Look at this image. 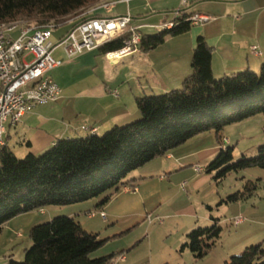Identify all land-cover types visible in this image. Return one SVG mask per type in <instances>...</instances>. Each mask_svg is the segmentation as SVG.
I'll return each mask as SVG.
<instances>
[{
  "label": "trees",
  "instance_id": "16d2710c",
  "mask_svg": "<svg viewBox=\"0 0 264 264\" xmlns=\"http://www.w3.org/2000/svg\"><path fill=\"white\" fill-rule=\"evenodd\" d=\"M107 0H0V24L20 20L34 26L70 25V29L97 17H85ZM192 13L178 12L170 28L155 34L141 33L138 50L149 52L165 43L166 37L189 32ZM76 19V20H75ZM75 20V21H74ZM29 23L27 25H29ZM69 29V30H70ZM68 30V31H69ZM129 34L125 33L101 46L99 55L120 50ZM191 73L179 89L161 95L136 97L140 118L123 126L115 125L102 135L58 139L39 155L22 159L6 146L0 147V233L18 215L47 206H69L97 199L105 192L127 185V176L152 160L165 156L189 139L213 131L220 147L202 170L215 173L214 181L248 168L264 169V145L252 158L232 161V147L223 145L220 135L229 125L257 115L264 117V63L258 73L244 70L215 78L211 69V49L203 36L196 38L190 61ZM257 189L246 181L242 190L228 195L225 203L244 201ZM105 197L97 204L107 203ZM211 210L210 207H208ZM92 215V213L90 214ZM211 225L195 227L186 234L179 252L187 250L195 261L203 259L216 246L221 228L210 216ZM31 245L23 260L9 264H110L117 254L92 258L104 240L98 239L72 217L59 216L29 230ZM224 264H264L263 242L246 247L230 256Z\"/></svg>",
  "mask_w": 264,
  "mask_h": 264
},
{
  "label": "rangeland",
  "instance_id": "374dc122",
  "mask_svg": "<svg viewBox=\"0 0 264 264\" xmlns=\"http://www.w3.org/2000/svg\"><path fill=\"white\" fill-rule=\"evenodd\" d=\"M198 6V12L207 7L205 3ZM174 10L168 9L167 14L140 20L141 23L158 25L152 29L146 27L142 31L147 34L159 32L161 29L158 27L162 25V20L166 19L165 22L172 20ZM17 22L26 25L29 23L25 20ZM29 25L34 26L31 23ZM69 29L70 25L65 24L51 31V40L58 41ZM183 36L186 35L183 34ZM177 37H166L165 45L149 51L145 59L142 55L139 57V54H136L138 50L133 53L134 55L122 58L117 65L114 64L115 66L110 64L104 55L95 57L91 53V59H88V66L85 69L78 65V60L74 63L70 62L71 60L67 59L60 48L54 55H60L63 64L54 72L49 73V76L59 84L62 92V100L58 102V105L69 111H75L78 106H83L80 104L83 102L81 98L70 97V95H75L86 85L91 86L95 79H102L103 75H106L105 72H108L110 78L107 88L111 93L117 94V97L110 93L107 94L105 103L108 109L104 111L120 104L126 108L129 118L119 123V126L137 121L140 114L135 98L164 94L165 91L163 92L159 87L168 81L165 68L178 67L177 59H174L175 55H178L176 49L179 48L176 46ZM169 58L175 63L172 64ZM30 59L31 57L27 58L28 61ZM181 65L182 62L180 67ZM189 66L190 61L187 64V67ZM98 135H102L101 132ZM220 135L228 140V144L224 147L233 148L232 161L242 156L255 157L257 149L264 145V117L257 115L226 126ZM220 147L223 148L213 131L200 134L169 151L165 156L156 158L129 174L127 179L135 176L138 180L135 186L139 191L135 195L125 193L120 187L117 191L111 189L99 196L97 204L105 197L109 198L107 203L100 207H96L95 203L90 201L78 203L80 206L84 204L81 210L77 204L60 207L47 206L41 210L18 215L2 227L0 264H9L10 260L16 262L23 260L24 250L31 245L29 239L31 227L45 223L54 217H69V213L79 214L75 218L76 221L80 219L83 229L96 234L98 239L104 240L103 246L93 252L90 257L122 253L123 261H116L114 256L110 264H224L230 256L240 253L246 247L263 242L264 248V169L252 167L232 172L220 181H214L212 178L215 175L214 172L207 177L208 175L203 170L199 173L195 171L197 165L202 168L206 167L216 156ZM197 151H205L206 157L201 160L199 158L202 156L199 157V155L188 156ZM168 154L173 157L184 156L185 158L181 161L183 167L179 172H173L176 176L171 180L165 178L164 183H159L160 164L163 168L170 166L169 163L171 167H174V160L168 161L166 158ZM16 157L23 158L17 154ZM168 173L167 171L166 174ZM143 174L153 177L142 184L138 177ZM164 175L162 173V176ZM246 181L257 185L255 192L244 201L225 203L226 197L242 190ZM189 206H191L190 209L193 208L196 211L197 220L196 218L189 219L186 212L178 214ZM100 212L104 213V219L100 216ZM147 215L151 217L150 223L146 219ZM210 216L218 220L221 228L216 246L199 261H195L187 250L179 252L180 246L186 241V237L178 241L183 227L188 225L186 221L195 222L193 228L206 227L211 225ZM238 217H242L243 222L235 226L233 220Z\"/></svg>",
  "mask_w": 264,
  "mask_h": 264
},
{
  "label": "crops",
  "instance_id": "0c3cea01",
  "mask_svg": "<svg viewBox=\"0 0 264 264\" xmlns=\"http://www.w3.org/2000/svg\"><path fill=\"white\" fill-rule=\"evenodd\" d=\"M182 3H184V5H182ZM201 3H205L207 7L203 8L201 12H198V5ZM168 9H176L173 11V19L178 16L180 10L185 9L187 13L206 16L208 20L202 24L192 25L193 29L191 28L189 32H187L188 34H184L186 36L182 35L179 38L177 37L176 46L179 48L176 49L178 55H175L176 57H174V59H177L176 64H178V67L165 68L166 80L168 81L161 84V87H159L163 92L180 87L183 79L191 73V67H187V64L191 61L195 41L199 35L204 37L207 45L211 49V69L215 78L230 76L244 70L257 73L260 66L264 63V0H132L128 5L117 3L109 10H103L99 7L93 10L91 9L85 13V17H115L123 16L128 13L132 18L131 25L143 26L141 32L145 33L142 30L146 27L152 29L156 28L158 25L153 23H141L140 20L149 17L151 19V17L159 14H167L169 13V11H167ZM158 10L160 11L158 12ZM172 20L165 22L166 19H164L161 24L170 23ZM251 46L258 47L260 52L258 56L249 54V48ZM91 53L94 54L95 57L99 56L96 50L85 52L70 62L74 63L78 60V65L85 69L88 66V59H91ZM148 53L149 52L138 51L136 54H139V57L142 55L143 59H145ZM56 57L60 59V55H56ZM131 58H133V56H131ZM169 61L172 62V64L175 63L173 59L169 58ZM181 62L182 65L180 67ZM118 63H116V65ZM149 63L151 64L152 62L150 61ZM110 64L114 65L113 63ZM54 70L52 72H54ZM105 74L106 75H103L102 79H95L91 86L86 85L75 95H70V97H79L78 99L81 98L83 101L80 103L83 106H78L75 108V111L66 110L58 105V102L62 100L61 92V99L56 103L35 107L31 112L25 114L20 122L15 125H11L7 122L3 135L4 145L15 155L17 154V156L24 157L27 154L39 155L49 149L58 139L84 137L92 130H95L96 134L99 132L103 134L113 126H119V123H123L129 118V114L125 110L126 108L120 106V104L104 111L108 109L105 103V99L108 97L107 94L110 93L117 97V94H114V92L111 93L110 89L107 88V82L110 76L108 72H105ZM66 95L67 94H65V96ZM194 155H199V157L202 156L199 158L201 160L206 157L205 151L190 153L188 156L192 157ZM208 156L209 155H207V157ZM166 158L168 161H171V159L174 160V167H171V163H169L170 166L166 168H163L160 164L162 171L160 169L158 173L159 183H164L165 178L171 180L172 177L176 176L173 172L177 173L182 170L183 164L181 161L185 157H173L168 154ZM197 166L203 169L200 165ZM167 171L169 172L168 174H166ZM162 173L165 175L162 176ZM210 176L211 175H208L207 177ZM151 177L153 176H146V174H143L139 176L138 179L141 180L139 182L143 184L144 181H147ZM135 178L137 177L133 176L127 179L130 181L127 185L135 186V182L138 181ZM138 191V188H136L134 192L127 193L135 195ZM90 201L95 203L97 207V199ZM77 205H79L78 207L81 210V206L84 204L81 206L80 204ZM207 207L209 206L207 205ZM190 208L191 206L186 207V209L178 212V214L186 212V216H188L189 219H195L197 213L193 208ZM69 214L68 216L75 220H77L75 217L79 216V214ZM78 220L77 222L81 225L80 219ZM186 222L188 225L183 227L178 241L186 237L185 234L196 224L193 221L191 222V220Z\"/></svg>",
  "mask_w": 264,
  "mask_h": 264
},
{
  "label": "built area",
  "instance_id": "2783aa9c",
  "mask_svg": "<svg viewBox=\"0 0 264 264\" xmlns=\"http://www.w3.org/2000/svg\"><path fill=\"white\" fill-rule=\"evenodd\" d=\"M130 1L132 0H107L97 7L109 10L117 3L128 5ZM207 20L208 17L198 15L190 18L192 25L202 24ZM131 23L132 18L128 13L115 17H92L71 28L56 42L51 40V31L59 27L54 24L30 26L20 22L1 23L0 147L4 145L3 135L7 122L15 125L35 107L56 103L60 99L61 90L49 76L51 71L63 64L54 55L57 50L62 48L67 59L73 60L84 52L95 51L99 46L127 33L129 39L120 50L104 55L107 61L116 64L138 50L143 26H132ZM171 26V23H164L158 28ZM249 54L258 56V47L251 46ZM28 57H31L29 61ZM226 144L228 140L224 138L223 145ZM195 171L199 173L202 169L196 166ZM135 189L124 187L123 191L134 192ZM100 216L105 218L103 212H100ZM146 219L151 222L150 215ZM242 222V217L233 220L235 226ZM115 260L123 261L124 258L120 255Z\"/></svg>",
  "mask_w": 264,
  "mask_h": 264
}]
</instances>
